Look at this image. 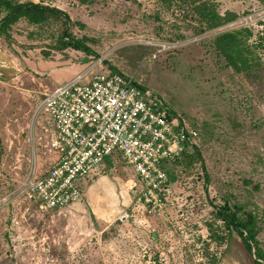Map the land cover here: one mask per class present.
Masks as SVG:
<instances>
[{"label": "rangeland", "instance_id": "374dc122", "mask_svg": "<svg viewBox=\"0 0 264 264\" xmlns=\"http://www.w3.org/2000/svg\"><path fill=\"white\" fill-rule=\"evenodd\" d=\"M62 11L41 24L17 20L0 37L13 63L0 74V264H253L239 239L220 245L214 207L223 202L252 212L264 253V0H209L235 20L196 34L177 10L157 0H8ZM246 27L259 67L236 74L212 49L211 38ZM84 43L86 55L62 49V29ZM87 67L130 77L158 97L171 115L197 133L195 155L167 165L173 207L148 214L137 202L140 185L118 155L104 159L81 200L58 211L17 198L3 203L24 175L31 153L46 169L44 95ZM108 161V163L106 162ZM7 201V200H6Z\"/></svg>", "mask_w": 264, "mask_h": 264}, {"label": "built area", "instance_id": "2783aa9c", "mask_svg": "<svg viewBox=\"0 0 264 264\" xmlns=\"http://www.w3.org/2000/svg\"><path fill=\"white\" fill-rule=\"evenodd\" d=\"M40 114L50 122L43 133L54 159L43 170L32 151L3 203L22 198L39 210L58 211L80 201L81 182L92 183L100 164L115 154L133 171L146 213L173 207L165 165L194 146L197 133L130 77L87 67L46 93L33 119Z\"/></svg>", "mask_w": 264, "mask_h": 264}, {"label": "trees", "instance_id": "16d2710c", "mask_svg": "<svg viewBox=\"0 0 264 264\" xmlns=\"http://www.w3.org/2000/svg\"><path fill=\"white\" fill-rule=\"evenodd\" d=\"M157 1L159 2L160 10L164 12L177 10L184 17L192 20L195 24L194 32L196 34L218 28L235 20L237 17L234 13L227 11L220 15L217 13L214 3L209 0ZM51 16L61 18L63 22H68L65 13L51 7L30 2L15 4L8 0H0V37L7 38V30L19 19H23L31 24H41ZM250 37L251 32L248 28L239 27L213 35L211 38V46L232 72L236 74L248 73L260 65L255 54L256 46L248 44ZM58 42L62 49L69 48L86 55L92 54V51L84 43L74 39L65 31V28L62 29ZM262 50L264 51V45H262ZM109 72L118 73L112 69ZM137 86L143 89L138 84ZM185 155L188 157L195 155L197 160L200 161L195 145L188 148L180 156ZM173 161L166 163V174L167 165ZM106 162L108 163V161ZM214 209V218L221 222L224 234L220 235L216 233L209 226L207 228L209 231V240L220 245L224 241H229L232 235H235L239 239L245 252L252 257V263L264 264V253L258 248L256 240V235L259 231L256 216L252 212L243 211L239 206L229 205L226 201L221 206L214 207ZM211 264H217L216 260L212 259Z\"/></svg>", "mask_w": 264, "mask_h": 264}, {"label": "crops", "instance_id": "0c3cea01", "mask_svg": "<svg viewBox=\"0 0 264 264\" xmlns=\"http://www.w3.org/2000/svg\"><path fill=\"white\" fill-rule=\"evenodd\" d=\"M13 63L7 57L6 53L0 49V74H11L10 69L13 70Z\"/></svg>", "mask_w": 264, "mask_h": 264}]
</instances>
